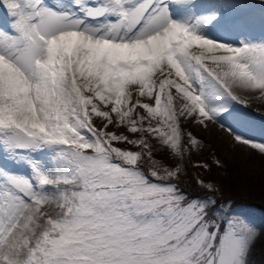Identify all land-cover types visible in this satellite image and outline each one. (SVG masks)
<instances>
[{"label": "snow or ice", "instance_id": "1", "mask_svg": "<svg viewBox=\"0 0 264 264\" xmlns=\"http://www.w3.org/2000/svg\"><path fill=\"white\" fill-rule=\"evenodd\" d=\"M0 6V264H247L250 225L155 153L202 151L186 126L211 123L264 154L240 94L264 99V4Z\"/></svg>", "mask_w": 264, "mask_h": 264}, {"label": "rangeland", "instance_id": "2", "mask_svg": "<svg viewBox=\"0 0 264 264\" xmlns=\"http://www.w3.org/2000/svg\"><path fill=\"white\" fill-rule=\"evenodd\" d=\"M254 3L253 5L256 6L254 10L258 15L259 5L264 4V0ZM9 19L8 16L0 13V28H2L1 22L10 23ZM240 94L242 98L249 101L248 115L256 125L252 135L257 140L264 139V131H262L264 130V99H256L252 95L245 97L244 93ZM96 123L99 125L100 122L96 121ZM186 127L202 141V151L192 153L184 160H179L165 150L155 153L156 158L165 166H179V177L172 182L186 191L188 195L208 197L212 200L211 193H207L209 190L206 185L213 182V188L225 186L229 193L242 197L249 196L252 203L236 204L232 207L231 205L215 206L219 210L216 215L219 216L221 212L231 213L233 216L244 219L250 225L255 238L246 258L247 264H264V253L262 254L264 251V154L235 143L218 124L210 123L207 129L191 123ZM119 146L130 147L128 145ZM215 159H219L220 166L214 163ZM197 164H207L209 167L206 169L203 166H196ZM142 167L146 168L147 165L142 164ZM190 170L194 174L193 180L189 178ZM198 181H203L204 186Z\"/></svg>", "mask_w": 264, "mask_h": 264}, {"label": "trees", "instance_id": "3", "mask_svg": "<svg viewBox=\"0 0 264 264\" xmlns=\"http://www.w3.org/2000/svg\"><path fill=\"white\" fill-rule=\"evenodd\" d=\"M207 169V168H206ZM189 178H191L193 180L194 174L193 172H191V170L189 171ZM209 172V170H208ZM213 184V182H212ZM185 193H187L186 191H184ZM207 193H211V201L215 202V206H234L236 204H247V203H252V199H250L249 196L246 197H242L239 196L237 194L234 193H229V190L227 188L224 187H220L218 186L217 188L214 187V190L212 191H208ZM190 197H199L196 195H189ZM202 198V197H199Z\"/></svg>", "mask_w": 264, "mask_h": 264}, {"label": "bare ground", "instance_id": "4", "mask_svg": "<svg viewBox=\"0 0 264 264\" xmlns=\"http://www.w3.org/2000/svg\"><path fill=\"white\" fill-rule=\"evenodd\" d=\"M258 1H261V0H249V2H250L251 4H253L254 2L256 3V2H258ZM255 3H254V4H255ZM258 4H259V3H258ZM0 13H1V14H4L5 16H8L6 10H5L2 6H0ZM1 27H2L4 30H6V31H10V23H9L8 21L1 22ZM256 35H257V36L259 35V32H258V31H257ZM263 253H264V251H262V254H263ZM263 255H264V254H263Z\"/></svg>", "mask_w": 264, "mask_h": 264}]
</instances>
